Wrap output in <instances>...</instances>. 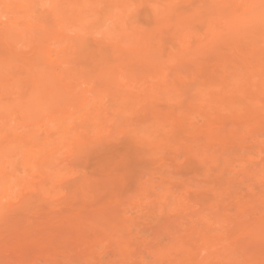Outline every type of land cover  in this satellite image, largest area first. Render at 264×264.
<instances>
[{"label":"bare ground","instance_id":"obj_1","mask_svg":"<svg viewBox=\"0 0 264 264\" xmlns=\"http://www.w3.org/2000/svg\"><path fill=\"white\" fill-rule=\"evenodd\" d=\"M142 11L157 18L152 31ZM262 19L264 0H0V264H106L110 252L116 264H264V177L246 199L211 189L210 218L137 258L145 208L114 193L125 177L118 163L58 198L61 176L80 173L73 159L125 138L154 145L160 167L191 155L207 176L247 182L250 169L226 171L223 155L257 144L264 153ZM177 89L194 90L191 109H172ZM113 94L127 113L155 119L152 134L109 115L103 97ZM182 134L194 147L184 155L172 142Z\"/></svg>","mask_w":264,"mask_h":264},{"label":"rangeland","instance_id":"obj_2","mask_svg":"<svg viewBox=\"0 0 264 264\" xmlns=\"http://www.w3.org/2000/svg\"><path fill=\"white\" fill-rule=\"evenodd\" d=\"M186 7L187 6L184 5H178V9L180 10H185ZM191 10H193V8ZM147 12L148 11L143 13L142 11L139 13L138 20L147 31H152L156 28L157 18ZM187 12L190 14L191 11ZM21 35L25 37V39H30V35L26 34L23 30L21 31ZM167 42H171L170 39H167ZM93 49H95V46H93ZM105 52L109 57L110 52L107 49ZM94 92L98 95L100 91L96 89ZM170 93L172 94L171 96H175L176 99L174 97L173 99H175L176 105L178 104L179 106H182L183 110L191 109L189 105L193 103L192 101L195 94L194 90L177 89L175 91H170ZM165 94L166 92L162 94V96H166ZM112 96L105 95L103 97L104 102L109 103L110 116H117L122 122L120 125L126 124L125 126L127 129L129 131L131 130L130 132L134 131L136 134L142 135L143 131L150 130L149 133L152 134L156 128L155 126L157 125L155 119L145 117L139 112L135 114L127 113L126 108L122 106L124 105V101L121 99L122 97L119 94H113ZM172 105H174L175 109L173 106L172 109L175 111L178 105L176 106L175 103ZM66 124L69 128L71 121H66ZM126 127L124 128L126 129ZM259 140L262 141V147H264V126L262 127V138ZM68 142L70 143V140ZM135 142L136 141L134 140L131 141V138H125L122 142L115 145H107L106 147H97L96 145H91L90 147L88 146V148L83 151L84 154L81 153L83 154L82 156L79 154L81 158L79 157V159H73L74 166H72L78 169L77 171L80 172L78 173L80 176L78 175L76 178V176L73 175L75 176L73 178L72 175L69 176L70 173L68 170L62 171L64 174L68 171L66 174L68 179L66 178V175L62 174V182H64L63 185L66 187L58 196V198H61L62 200L67 199L69 193L74 189L73 187H76L78 182L81 181L83 175L85 177H89L90 175V177L93 176L94 178H101L106 170L108 171V169H111L113 165H117L118 163L119 165L117 166L120 167H117L116 169H119L117 171L121 172L123 177H125L123 178V181L121 180L122 183H118L120 182L118 181L117 184L115 183L117 186L113 185V191H115L114 193L123 197L120 198L126 204H130L131 202L136 204L137 201H134L137 199L139 203H141L142 208H145L143 214H139L138 219L135 221L136 239L132 243V256L134 258H137L141 254H145L147 251L151 250L150 247L157 245L159 241L164 239L166 240L167 235L170 232H181L182 229L188 228L192 221L210 218L212 215L210 206H212L214 201V194L212 193L213 191L210 192L211 189L214 190L221 188L224 190L228 187L229 190H227L230 197L242 195L241 197H245L244 199L249 198L247 186H253L254 190H256L255 192L257 193L262 192V178L264 177V153L262 156H258L256 154V151L260 146L259 144L253 145L251 148L252 150H250L251 152L247 151L239 153L238 150H232V152H228L226 154L224 153L223 155L224 159L226 158L225 160H228V164L224 168L226 171L228 168L230 169L231 166H236V170L239 173L243 172V166L250 169V178L248 177L249 179H247V182L240 185L235 182V180L232 181L233 183L231 182L229 184L228 181L230 182V180L227 177L221 179L218 172L215 174L212 171L213 173H208L207 176V172H205L206 167L200 164L199 161L195 160V158L191 157V155H188L187 159L182 156L183 159H181L184 160L182 162H173V160L170 159L171 161H167L169 165L166 164L165 166L160 167V164H157L158 162L155 161L156 153H152L154 145L151 147V145L146 143H140V145ZM172 142L179 146L178 149L180 151L183 150V154L182 151L180 152L182 155L186 154V151L192 152L194 149L192 144L190 146L187 145L191 142L190 137L187 135L182 134L176 138L175 142ZM172 142H170V144ZM164 150L169 151L170 153L172 149L169 148L166 150L165 148ZM174 150L172 153L175 152ZM169 156L170 155H168V157ZM19 177L23 178L24 174H20ZM78 177L82 178L80 179ZM120 184H122V186L119 188ZM115 189H117V191ZM184 194L187 195L185 196ZM182 197L187 199L185 200ZM195 202L196 205L193 206V203ZM38 203L39 201L33 200L31 202V208L35 207ZM14 216H18V214L16 213ZM116 260H118L117 255L110 252L106 258V264H116ZM76 264H78V262H76Z\"/></svg>","mask_w":264,"mask_h":264},{"label":"snow or ice","instance_id":"obj_3","mask_svg":"<svg viewBox=\"0 0 264 264\" xmlns=\"http://www.w3.org/2000/svg\"><path fill=\"white\" fill-rule=\"evenodd\" d=\"M262 26H264V19H262Z\"/></svg>","mask_w":264,"mask_h":264}]
</instances>
